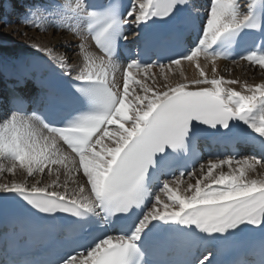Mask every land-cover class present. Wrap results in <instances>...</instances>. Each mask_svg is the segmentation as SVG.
<instances>
[{
  "label": "snow or ice",
  "instance_id": "obj_1",
  "mask_svg": "<svg viewBox=\"0 0 264 264\" xmlns=\"http://www.w3.org/2000/svg\"><path fill=\"white\" fill-rule=\"evenodd\" d=\"M185 4L130 0L126 14L118 5L102 11L90 10L87 3L66 5V11L87 16L90 31L82 39L90 38L103 54L93 55L82 42L78 73L73 74L63 59L58 62L64 76L80 82L76 92L86 109L60 125L46 115L20 110L0 123V159L8 162L0 171L14 175L20 169L32 178L31 183H0V194L13 195L37 214L55 218L63 213L84 224L118 229L117 235L94 236L55 264H154L147 241L161 225L173 235L202 234L206 243L227 239L248 226L264 230V178L248 175L264 168V82L225 79L217 75L215 65L222 55L229 58L227 52L245 30L264 31V15H257L251 4L241 12L237 0H209L201 34L167 64L137 58L123 66L116 62L119 42L128 39L125 25L171 20ZM36 50L51 56L50 49ZM201 56L212 62L210 78L198 62ZM239 59L264 71V43ZM183 61L194 64L198 78L157 85L154 69L166 81L165 70ZM241 125L246 126L245 142L259 148V157L210 159L207 165L199 163L198 171L194 165L190 171L177 168L178 157L189 155L196 132L227 136ZM223 166H228L227 172ZM38 174L54 178L45 183L36 179ZM185 178L195 182L180 191ZM208 256L199 264H216Z\"/></svg>",
  "mask_w": 264,
  "mask_h": 264
},
{
  "label": "bare ground",
  "instance_id": "obj_2",
  "mask_svg": "<svg viewBox=\"0 0 264 264\" xmlns=\"http://www.w3.org/2000/svg\"><path fill=\"white\" fill-rule=\"evenodd\" d=\"M207 10L208 8L204 10L205 13ZM25 13L26 17H20L19 22H17L19 28L16 29V32L20 33L24 31L23 28H25V30L27 28L31 29L34 32L25 31V35L19 37L18 34L10 36L9 31L15 30L14 28L0 30V65L4 62L7 63L13 60L25 59V57L30 55H42L53 59L56 63H58L60 59H63L64 63L67 64L71 69H73L74 71H79V68L83 66V53L79 51V48L76 45V43L78 42H76L77 40H75L73 35L61 30L54 29L52 25H49L46 19H44L43 17H40L39 19L38 15H35L36 20L34 22H29L27 20V16H29L31 13L30 11L26 10ZM1 25H3V23ZM36 32L43 34H36ZM83 43L87 47V50L91 53V49L89 48V46H87V43L84 41ZM36 46L50 49L51 56H49L47 52L37 51ZM65 51H69V53ZM198 62L202 67H205V71L210 78L212 76V72L210 71L212 62L206 60L203 56L199 58ZM215 65L217 67V75H223L225 79H238L242 83L247 82L248 84L264 82V77L261 80H258L256 78L258 77L257 74L260 73L259 71L261 70L258 69L259 71L257 72V70L250 68L249 66H247L246 61L241 60L238 62H224L216 60ZM165 72L167 75L166 81L163 77L160 76L159 69L153 70V73L156 76L157 85H161L164 83L174 85L178 82H185V80L191 81L198 78V72L194 64L188 61H183L179 66L172 65V70L168 71L166 69ZM261 72L263 73L264 71ZM149 84H151V81H149ZM232 87L239 90V85H232ZM209 160L207 161V163L209 162ZM203 162L204 160L201 163ZM0 165H4L6 167L8 165V162L6 160L0 159ZM62 171L63 170L61 169V172ZM45 172H47V170H45ZM248 175L251 178H264V168H259L256 172L249 173ZM53 178L54 177H48L45 174H38L36 177V179H44L45 183ZM61 179H63V176H61ZM12 181L20 183H31L32 178L27 177L26 172L20 169H17L14 175L8 173L7 171H0V183H7ZM69 183L71 184V181ZM186 185L187 183H182L180 185V191H183Z\"/></svg>",
  "mask_w": 264,
  "mask_h": 264
},
{
  "label": "rangeland",
  "instance_id": "obj_3",
  "mask_svg": "<svg viewBox=\"0 0 264 264\" xmlns=\"http://www.w3.org/2000/svg\"><path fill=\"white\" fill-rule=\"evenodd\" d=\"M14 26V27H13ZM8 28H14L15 30H10L9 31V34H10V36L11 35H17L18 34V36L20 37V36H22V35H25V31L26 32H29V31H33V30H31V29H26L25 30V28H23V30L24 31H22V32H20V33H17L16 32V29H18L19 28V26H18V24H17V22H9V23H7V24H5V25H1V23H0V30H7ZM34 32V31H33ZM23 33V34H22ZM21 34V35H20ZM36 34H43V33H38V32H36ZM65 52H67V53H69V51H65ZM259 70H257V72H258ZM257 72H255V73H257ZM260 73H258L257 74V76L258 77H256L258 80H261V79H263V77H264V72L262 73L261 71H259ZM243 159V158H242ZM206 161V160H205ZM204 163V162H203ZM205 165H207L208 163H207V161H206V163H204ZM257 169H259V167L257 168ZM223 171H225V172H227L228 171V166H223V169H222ZM216 171H219V170H216ZM81 173V172H80ZM79 175H81V174H79ZM186 179V178H185ZM189 182H191V183H194L195 182V178H192L191 180H189V179H186L185 180V182L184 183H189ZM183 183V184H184Z\"/></svg>",
  "mask_w": 264,
  "mask_h": 264
}]
</instances>
